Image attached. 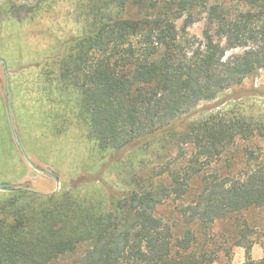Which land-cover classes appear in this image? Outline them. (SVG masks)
I'll return each instance as SVG.
<instances>
[{"label":"trees","instance_id":"1","mask_svg":"<svg viewBox=\"0 0 264 264\" xmlns=\"http://www.w3.org/2000/svg\"><path fill=\"white\" fill-rule=\"evenodd\" d=\"M80 8L89 30L47 60L37 129L61 136L82 126L101 152H193L159 181L145 160L130 164L121 195L81 194L80 184L9 190L0 198V264H231L234 247L255 243L243 214L264 206V147L239 176L243 155L232 149L264 140V116L197 108L264 70V0H81ZM199 19L204 38L191 42L187 28ZM218 222L228 224V246Z\"/></svg>","mask_w":264,"mask_h":264},{"label":"rangeland","instance_id":"2","mask_svg":"<svg viewBox=\"0 0 264 264\" xmlns=\"http://www.w3.org/2000/svg\"><path fill=\"white\" fill-rule=\"evenodd\" d=\"M27 1L4 0L0 4V184H11L13 188L41 194L68 190L80 184L78 192L81 194L112 192L121 195L128 186L125 181L130 164L136 166L140 160H145L148 163L146 171L154 177V181L169 174L166 166L179 169L187 164L193 152L191 146H186L183 152L173 149L166 153L156 148L145 154L131 153L130 150L116 154L99 151L96 144L87 138L82 126L80 130L76 127L69 135L43 136L36 127L33 113L36 111L39 88L44 87L47 73L52 69L47 67V60L63 55L70 41L89 30V23L82 16L81 0ZM176 25L182 33L184 19H179ZM205 29V20L199 19L186 32L191 42L196 43L203 40ZM241 51H230L227 55ZM8 79L15 125L20 140L22 134V145L25 149L23 142L26 144L29 152L25 151L31 160L54 177L32 168L19 150L8 112ZM231 108L247 116H264V70L233 86L216 100L201 103L197 110ZM263 147L262 139L243 141L234 147L232 150L243 157L233 175L239 176L249 168L247 157L251 158V165L260 162ZM121 159L122 164L114 166V162ZM6 192L0 190V198L7 196ZM179 202L176 200L173 203ZM173 203L162 205L160 212L169 215ZM243 218L255 229V233L249 236L255 243L249 252L243 247H234L231 264H245L264 258V206L245 212ZM227 226L222 222L214 226L218 242L223 246L229 245L225 242L230 231Z\"/></svg>","mask_w":264,"mask_h":264},{"label":"water","instance_id":"3","mask_svg":"<svg viewBox=\"0 0 264 264\" xmlns=\"http://www.w3.org/2000/svg\"><path fill=\"white\" fill-rule=\"evenodd\" d=\"M4 0H0V4L3 2ZM23 2H26L28 3L27 0H22ZM3 63V62H2ZM5 66V64H4ZM7 75H8V72H6ZM7 89H8V112H9V117H10V123H11V126H12V130H13V133H14V136H15V140L17 142V145L19 147V150L22 154V156L24 157V159L29 163V165L34 168L35 170L41 172V173H44V174H47L49 176H53L51 173H49L48 171L46 170H43L41 168H39L32 160L31 158L28 156V154L26 153L23 145H22V142L20 140V137H19V134L17 132V129H16V125H15V119H14V115H13V110H12V103H11V95H10V88H9V81L7 82ZM13 189V185L11 184H0V190L1 191H9V190H12Z\"/></svg>","mask_w":264,"mask_h":264},{"label":"crops","instance_id":"4","mask_svg":"<svg viewBox=\"0 0 264 264\" xmlns=\"http://www.w3.org/2000/svg\"><path fill=\"white\" fill-rule=\"evenodd\" d=\"M9 74V73H8ZM7 76H9V75H7ZM8 81H9V79H8ZM9 87H10V84H9ZM12 127V126H11Z\"/></svg>","mask_w":264,"mask_h":264}]
</instances>
